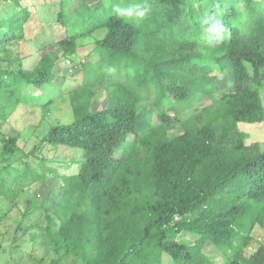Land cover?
Wrapping results in <instances>:
<instances>
[{
	"label": "trees",
	"instance_id": "trees-1",
	"mask_svg": "<svg viewBox=\"0 0 264 264\" xmlns=\"http://www.w3.org/2000/svg\"><path fill=\"white\" fill-rule=\"evenodd\" d=\"M9 1L0 46L21 37L31 16L21 0ZM137 4L146 9L139 22L113 11ZM75 11L70 26L60 14L61 51L43 50L32 69H0L7 119L23 98L57 90L58 61L74 60L78 39L102 31L90 50L98 60L83 63L82 84L68 93L74 119L42 139L83 152L76 173L58 175L55 216L35 205L47 210L51 264H162L165 253L175 264H216L217 255L222 264H264V239L246 249L254 228H264V145L248 144L237 127L264 121V0H92ZM209 17L229 39L209 42ZM152 93V101L143 96ZM214 95L203 120L180 117L182 132L169 135L173 103L195 107ZM18 139L2 137L4 156H16Z\"/></svg>",
	"mask_w": 264,
	"mask_h": 264
},
{
	"label": "rangeland",
	"instance_id": "rangeland-1",
	"mask_svg": "<svg viewBox=\"0 0 264 264\" xmlns=\"http://www.w3.org/2000/svg\"><path fill=\"white\" fill-rule=\"evenodd\" d=\"M83 1L92 2V0H21L22 6L28 7L31 11V16L24 25L21 37L0 46V69L18 70L21 67L32 69L43 50L61 51L59 42L65 38L67 30L60 14H63L64 20L70 26L76 19L75 10ZM12 4L13 2L9 0H0V14L3 12L10 14ZM102 36V31H97L79 38L74 60L62 57L58 61L54 80V87H57V90L41 92L32 98H23L7 119L0 118V181H4L5 192L4 194L0 192V264H51L56 258L46 244L44 227L47 224V210L39 206L35 208V205L45 204L50 213L52 212L53 201L57 199L58 186L61 182L58 175L76 173L79 168L78 161L83 159V152L79 148L43 143L42 139L51 127L74 119L68 93L82 84L83 73L80 69L83 63L98 60L99 55L91 54L90 50L94 47L95 41ZM61 92L63 94L60 96ZM261 94L264 101V84ZM143 96L151 101L154 98L153 93ZM218 97L205 96L202 103L195 107L173 103L167 110L172 117L167 125L169 135L174 136L182 132L180 117L188 120L197 116L203 120L206 110ZM103 99L104 97L99 98V101ZM35 103H39V106L34 105ZM94 107L101 105H98V101L95 104L93 102L92 108ZM237 127L246 132L248 144L258 143L263 147L264 121L238 122ZM14 133L19 136L17 142L19 150L14 158L4 156L2 137ZM18 157L21 160H18ZM35 175L42 178L33 181ZM48 195L51 197L50 200L47 198ZM30 204L35 209L24 215ZM51 214L54 215L53 212ZM56 221L59 220L56 218ZM177 238L187 242L194 241L190 233H180ZM263 239L264 228L257 225L252 232V244L246 248L247 252L256 250ZM215 263L222 264L223 257L217 255ZM64 264H73V259H68ZM162 264L175 263L172 257L165 253Z\"/></svg>",
	"mask_w": 264,
	"mask_h": 264
},
{
	"label": "clouds",
	"instance_id": "clouds-1",
	"mask_svg": "<svg viewBox=\"0 0 264 264\" xmlns=\"http://www.w3.org/2000/svg\"><path fill=\"white\" fill-rule=\"evenodd\" d=\"M113 11L121 18L139 22L144 17L146 9L137 4L129 7L116 6ZM207 23L208 27L206 28V32L209 34L208 39L211 44H220L230 38V30L220 20L209 17Z\"/></svg>",
	"mask_w": 264,
	"mask_h": 264
}]
</instances>
